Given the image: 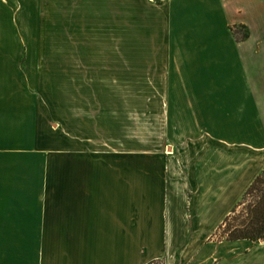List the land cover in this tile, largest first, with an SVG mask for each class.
I'll list each match as a JSON object with an SVG mask.
<instances>
[{
    "label": "crops",
    "instance_id": "1",
    "mask_svg": "<svg viewBox=\"0 0 264 264\" xmlns=\"http://www.w3.org/2000/svg\"><path fill=\"white\" fill-rule=\"evenodd\" d=\"M73 1L90 7L87 23L109 24L116 17L115 5L122 6V17H117L123 31L131 27L126 8L144 7L139 31H145L144 44L152 48L145 52L160 55L161 67L171 70L173 78L176 71L178 81L172 85L184 88L171 90L170 100L187 102L188 116L204 119L205 132L218 134L217 142H211L215 146L208 147L217 152L208 161L158 158L152 175L139 169L140 180L152 190V198L139 206L132 199L128 158L79 152L41 157L42 148L27 139L34 124L15 129L27 134L20 141L4 143L3 117L10 115L4 86L8 91L17 86L12 75H18L29 54L18 39L43 30L40 25L48 17L44 9L36 17L34 11L27 20L33 27L25 33L20 18L17 27L11 26L15 14L8 11L19 0H0V264H264V239L211 238L223 220L207 240L196 242L193 235L186 248L177 243L180 234L187 238L195 228L194 220L187 225L181 216L184 209H233L264 171V0ZM95 7L112 12L98 19ZM7 12L10 27L4 25ZM232 28H244L247 37L237 40ZM4 37L14 39V45H4ZM212 119L217 123L212 125Z\"/></svg>",
    "mask_w": 264,
    "mask_h": 264
},
{
    "label": "rangeland",
    "instance_id": "2",
    "mask_svg": "<svg viewBox=\"0 0 264 264\" xmlns=\"http://www.w3.org/2000/svg\"><path fill=\"white\" fill-rule=\"evenodd\" d=\"M63 1L68 4L27 6L23 4L27 0H19L16 8L9 6L8 10V6H3L15 14L11 26L17 27L20 18L25 33L33 27L27 20L33 17L34 11L36 17L44 9L48 17L39 22L43 30L36 28L33 35L18 39L19 47H26L29 54L18 75L13 71L17 86L9 91L4 86V98L9 95L4 106L10 109V115L3 117V142L20 141L27 134H19L15 129L34 124L35 132L27 139L29 144L42 148L41 157H74L79 152L83 156L128 158L132 199L142 206L151 197L152 190L140 180L139 169L152 175L158 158L208 161L217 152L208 147L215 146L211 142H217L218 134L205 132L204 127L209 128L204 125V119L188 116L192 112L187 102L170 100L171 90L180 91L184 86L172 85L173 80L178 81L176 71L173 78L171 70L163 69L160 55L145 52L152 48L144 44L148 38L143 35L145 31H139L142 25L139 20L144 21L146 16L145 10L142 14L139 12L142 6L126 8L130 9L131 27L123 31L122 21L117 17H122V6L115 5L116 17L109 24L87 23L90 7L76 6L73 0ZM92 12L96 18L105 19L112 10L95 7ZM10 14L7 12L5 26L9 25ZM37 24L35 20L34 26ZM238 31L247 33L244 28ZM3 40L4 45H14V39L4 37ZM214 121L217 123V119H212V125ZM259 188L264 190V185ZM139 193L147 197L141 199ZM251 201L252 197L245 195L236 207L225 209L224 213L214 209H184L181 216L187 225H192L194 220L195 228L193 231L191 228L187 238L180 234L177 243L186 248L190 236L196 242L202 237L207 240L221 220L211 238L226 239L228 229L248 218ZM227 217L231 218L228 227Z\"/></svg>",
    "mask_w": 264,
    "mask_h": 264
},
{
    "label": "trees",
    "instance_id": "3",
    "mask_svg": "<svg viewBox=\"0 0 264 264\" xmlns=\"http://www.w3.org/2000/svg\"><path fill=\"white\" fill-rule=\"evenodd\" d=\"M232 31L236 34L237 40H243L247 37V34H241L238 31V28ZM264 171L255 179L250 188L248 189L246 196L252 197L250 206V213L248 218L244 221H241L238 225L228 229V237L226 238L229 241L235 240H251L258 241L264 239V190L259 188L260 185H264ZM258 192V193H256ZM256 208V209H254ZM231 221L230 217L225 219V225ZM227 229H225L226 231ZM148 264H159L158 262H150Z\"/></svg>",
    "mask_w": 264,
    "mask_h": 264
}]
</instances>
